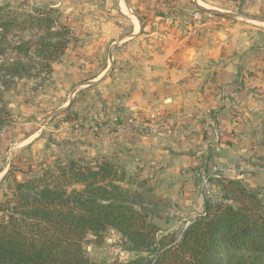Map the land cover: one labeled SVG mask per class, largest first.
Here are the masks:
<instances>
[{"label":"crops","instance_id":"1","mask_svg":"<svg viewBox=\"0 0 264 264\" xmlns=\"http://www.w3.org/2000/svg\"><path fill=\"white\" fill-rule=\"evenodd\" d=\"M42 1L48 8H64L69 20L82 16L69 26L82 38L69 62L97 67L93 80L99 83L94 88L103 123L97 149L114 148L122 164L141 167L162 189L181 193L190 207L198 202L191 177H198L201 158L230 166L234 178L249 187L264 182V116L255 115L264 105V27L226 18L218 26L213 16L176 30L170 28L174 17L164 8L167 0H69V8L66 0ZM191 1L184 8L188 13L197 11L198 3L264 18V0ZM79 71L69 79L79 78ZM124 117L139 124L164 122L185 133L187 141L144 127L127 129Z\"/></svg>","mask_w":264,"mask_h":264},{"label":"trees","instance_id":"2","mask_svg":"<svg viewBox=\"0 0 264 264\" xmlns=\"http://www.w3.org/2000/svg\"><path fill=\"white\" fill-rule=\"evenodd\" d=\"M55 12L0 6V58L9 51L23 57L0 62V132L10 119L4 94L15 81L50 74L49 62L64 51L66 31H53ZM28 31H44L34 51L42 62L28 56L32 44L21 37ZM12 34L20 37L16 45L8 39ZM10 167L0 183V264H99L86 257L84 247L88 236L100 245L108 231L129 251L151 258L107 264H264V195L240 179H219L221 202L204 203L203 212L181 232L157 237L150 212L120 187L126 176L113 159L69 155L66 162L57 158L38 169ZM15 172L21 173L19 180Z\"/></svg>","mask_w":264,"mask_h":264},{"label":"rangeland","instance_id":"3","mask_svg":"<svg viewBox=\"0 0 264 264\" xmlns=\"http://www.w3.org/2000/svg\"><path fill=\"white\" fill-rule=\"evenodd\" d=\"M194 1L196 3V0ZM66 2H68V8L69 4L72 6L71 1L66 0ZM166 4L164 8L169 9L168 13L174 17L169 21L170 28L174 27L179 30L182 25L197 23L192 18L195 11L188 13L184 9L193 5L191 0H185V3H181L180 0H167ZM5 5L10 9L26 13L31 12L34 7L48 8L49 3L42 0H0V6ZM54 7L52 8L56 12L52 14L55 21L53 31H66L62 39L65 44L64 51L56 60L49 62L52 67L50 74L43 73L39 78L15 81V85L4 94L3 99L10 113V119L0 132V183L11 165L26 171L28 166L38 169L39 165H48L49 162L57 158L66 162L69 155L71 159L81 158L86 161L105 156L113 159L118 164L119 171L125 173L126 181L120 183V187L127 190L131 197L139 199L142 202L141 207L150 212L149 219L158 229L157 237L166 233L181 232L189 222L203 212L202 205L207 202L198 177H191V180L195 181L196 193L194 196L198 199L197 205L194 202V207H190L189 204L186 206V201L180 196L181 193H171L169 187L166 190L162 189L161 185H157L153 179L148 178V175L142 173L143 169L136 167L135 164H122L119 160L122 156L114 148H111L110 151L102 150V148L97 149L98 133H100L103 124L102 120H98V102L101 98L94 88L99 83L95 82L96 79L93 80L97 74L94 72L97 67H81L69 62V55L76 51L82 41L80 34L72 33L69 26L76 25L83 19L79 12L75 18L69 20V14L65 12L64 8L60 10V8ZM201 7L216 11L207 6L201 5ZM77 10L80 9L77 8ZM196 12L199 13L203 24L210 22V18H213L199 10ZM213 19H216L212 20L215 25L221 26L219 22H222L223 18ZM256 27H264V25H256ZM43 33L44 31H28L24 35L20 34L24 41H30L32 44L28 55L32 62L44 61L42 57L34 53L38 48L37 39L39 41V37ZM8 39L12 45H16L20 37L12 34ZM58 39L57 37L52 38L53 41ZM110 54L112 55V52ZM16 56L18 57L13 51H9L3 58H0V62L12 61ZM18 59L23 61L21 56ZM76 70H80L77 75L83 76V81L89 79L93 81L81 83L80 86L79 83L82 82L80 77L73 81L70 80L69 77L77 73ZM88 83H92V85H87ZM77 91L79 93L75 94ZM86 95H91L90 102ZM73 104L75 105L73 106ZM255 115L257 117L264 116V105L258 112H255ZM127 119L128 117L123 118L122 125L125 127V124L128 125ZM174 129L182 132L177 128ZM219 165L225 164L219 163ZM14 175L18 180L22 177L20 172H15ZM215 181L213 180L212 183H214L213 188L218 190L214 188L216 203H219L222 194L218 186L219 181ZM245 185L249 187L247 183ZM75 188L78 189V187ZM249 188L264 195V182H258V186ZM2 192L0 184V200ZM174 203L178 204V208L173 206ZM84 252L89 260L99 264H107L115 260L125 262L135 257L151 258L147 253L129 251L127 243L113 231H108L103 236L100 245H96L93 238L88 236Z\"/></svg>","mask_w":264,"mask_h":264},{"label":"built area","instance_id":"4","mask_svg":"<svg viewBox=\"0 0 264 264\" xmlns=\"http://www.w3.org/2000/svg\"><path fill=\"white\" fill-rule=\"evenodd\" d=\"M192 18L193 20L197 21L198 24H203L201 23V17L198 12L195 11L192 14ZM127 123V129L144 127L150 129L153 133L163 134L166 136L175 135L180 141H187L185 133L177 131L173 127L161 121L155 124H151L150 122L147 124H139L135 119L128 118ZM197 176L200 181L201 190L204 193L205 199L208 203L214 204L216 203L215 192L217 189L215 187L214 188L216 190L213 188L214 183H212V181L214 180L215 182V180L219 179H235L234 177L236 176V171L228 165H219V163H209L205 158H201L199 160L197 168ZM196 218H194L191 222H193ZM191 222H189L184 228H186Z\"/></svg>","mask_w":264,"mask_h":264},{"label":"water","instance_id":"5","mask_svg":"<svg viewBox=\"0 0 264 264\" xmlns=\"http://www.w3.org/2000/svg\"><path fill=\"white\" fill-rule=\"evenodd\" d=\"M197 9L204 14H208L210 16H215V17H220V18H226V19H239V20H249L252 21L253 25H264V18H246L243 15L239 14V13H233V12H218V11H212V10H207L204 9L203 7H201V5H199L197 3ZM189 54H191V51L188 52ZM95 83V82H94ZM87 85H92V83H88Z\"/></svg>","mask_w":264,"mask_h":264}]
</instances>
